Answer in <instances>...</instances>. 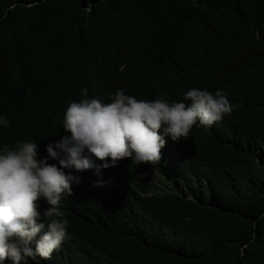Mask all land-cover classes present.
<instances>
[{"label":"trees","instance_id":"trees-1","mask_svg":"<svg viewBox=\"0 0 264 264\" xmlns=\"http://www.w3.org/2000/svg\"><path fill=\"white\" fill-rule=\"evenodd\" d=\"M195 85L224 89L231 113L69 201L92 242L49 264L84 248L82 264H264V0H0V152L31 141L47 157L72 102Z\"/></svg>","mask_w":264,"mask_h":264},{"label":"clouds","instance_id":"clouds-1","mask_svg":"<svg viewBox=\"0 0 264 264\" xmlns=\"http://www.w3.org/2000/svg\"><path fill=\"white\" fill-rule=\"evenodd\" d=\"M82 95L87 96L86 89ZM227 96L222 88L195 85L176 98L151 96L143 101L118 89L112 100L70 103L63 122L70 135L50 142L47 157L40 158L36 142L4 145L0 264H49L75 242L91 245L90 238L73 234L66 214L69 201L101 196L118 181L121 167L158 163L171 139H187L192 129L211 126L231 113ZM9 124L0 117V125ZM154 178L163 176L154 171ZM86 249L69 264H82Z\"/></svg>","mask_w":264,"mask_h":264},{"label":"rangeland","instance_id":"rangeland-1","mask_svg":"<svg viewBox=\"0 0 264 264\" xmlns=\"http://www.w3.org/2000/svg\"><path fill=\"white\" fill-rule=\"evenodd\" d=\"M156 177H157V175H156ZM153 182H156V179L155 178L153 179Z\"/></svg>","mask_w":264,"mask_h":264}]
</instances>
